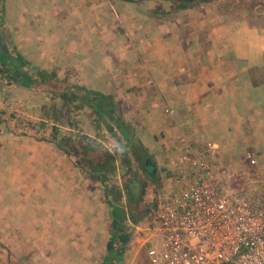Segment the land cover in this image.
Listing matches in <instances>:
<instances>
[{"label": "rangeland", "instance_id": "374dc122", "mask_svg": "<svg viewBox=\"0 0 264 264\" xmlns=\"http://www.w3.org/2000/svg\"><path fill=\"white\" fill-rule=\"evenodd\" d=\"M135 1L139 0H134L132 3L123 0H62V6L59 9L53 7L47 12L44 11L41 4H38V7L33 10L30 3L31 10L27 14V3L21 0L16 2L15 0H9L7 4L6 0V24L3 27L4 32H6V42L2 43L15 56L22 55L30 61L33 67H27L26 69L33 75H35L36 68L49 73L55 71L58 73L59 79H68L71 83H79V85H85L88 88L110 92L118 101L126 103L125 119L128 122L130 121L137 130L143 144L149 148L151 158L154 159L158 168L152 178L147 177L145 163L139 172L142 183L145 182L147 185L144 200L148 204L147 207L150 212H155L159 203L166 199L171 191L172 178H174L175 173L172 159L179 155L173 149L172 141L180 133L177 132L178 130L174 133L167 132L166 122L168 120L164 117L163 120H160L157 113L160 108L153 101L150 104H145L149 100L148 98H155V94L153 97H146V99L144 92L142 97L138 96L140 92L138 93L136 86L146 83H139V74L142 73V75L149 78V85H157L158 81L161 82V85H178L176 84L177 79H179L178 83H182L180 85H237L240 79L236 74L235 67L238 65L236 56H242L246 60L244 62L247 63L245 67L249 77L250 73H255L258 70L262 73L261 76L264 77V0H201L203 1L201 5L185 10H177L170 3H164L163 0H146L147 3L144 5H140L138 2L134 3ZM62 8H75L72 12L76 19L80 17L77 19L80 23L65 16L66 11ZM50 13L56 14L54 18H56L59 25L54 23L55 26L51 27V23H46L45 14ZM98 19L99 25H96ZM91 20L94 22L92 25ZM177 21H180L183 25L189 24V26H185L188 29L179 32L184 26L179 29L175 27ZM160 23H166L168 26L171 24L173 33L180 36L182 40H188L189 45L186 46V51H191L194 54L192 59L183 58L184 53L180 55L181 58L178 59V63L174 62L177 68H172V70L163 64L166 63V54L169 53L168 56L173 58L176 55L175 53H179V49H182V45H179L177 35L174 36L170 32L166 36L161 35L166 30H161ZM30 24L36 31L30 27ZM60 29L62 34L57 35L56 33L61 32ZM98 29L100 31L99 35L96 34ZM164 29L169 31L170 28L166 27ZM44 30L54 33L52 43L45 42L48 40L46 38L44 41L43 35H36ZM92 30L99 39V55L97 59L96 57L92 58V56H88L86 59L82 56V53L85 51L91 53V40L96 39L92 37ZM148 30L154 33V36L150 37L152 43L148 45L149 52L146 54V51L141 49V47L144 49L146 37L142 38L139 35L142 33L147 34ZM113 33L117 36L110 39L109 35L112 36ZM35 35L37 38L34 42L32 37ZM61 39L64 41H60ZM49 46H51V51L48 50ZM152 50L158 51L160 58L155 59ZM126 51L131 52L127 55V58L122 56V53ZM151 55L152 57H150ZM190 60L193 64H189ZM124 69L127 72L123 73ZM174 69L178 70L175 75L171 73ZM184 71L187 72L184 73ZM187 75H190L189 81ZM263 82L264 79H259V85H262ZM48 103H50L49 94H43L39 91H26L16 83L7 82L1 76V264H11L12 257L13 259L22 257L19 264L42 262L44 251L35 249L28 252L27 248L36 239L41 240V236L20 235L10 230L9 225H27V213H30L31 217L40 218L38 211L42 210L43 207L46 210L44 203L48 206V211L51 209L52 212H56L58 210L56 206H59L61 200L65 199L64 203L70 201L69 181H66L61 175L62 173H59L60 166L56 161H53L56 159L54 158L56 155L37 151L33 155L34 159L28 162L24 160L26 156H30L24 152L30 146L56 147L51 143L39 141L38 137L42 134L30 127H33L40 120L39 106ZM58 106L61 107L60 102ZM167 109L174 108L166 107L165 112H167ZM161 111L163 112L162 108ZM176 112L175 115H178L177 110ZM80 117L85 121L82 124L83 130L89 132L92 125L89 123L88 117L85 113H81ZM184 123L186 125H184L183 131L186 138L201 145L202 142L198 143L195 141L196 138L192 137L195 124ZM51 125L52 122H49L45 131L46 135L51 134ZM62 129V135H76V132L69 130L67 127ZM90 133L93 136V130ZM211 138L209 141L219 143V138L216 136H211ZM255 138L256 141L253 147L248 146L251 143L250 141L238 145L234 144L235 151H239L237 156L224 158V152L221 154L223 168L229 171L231 176L232 174L235 176L242 175V177L250 180L264 179V148L261 146L264 145V131L260 132ZM232 139H234V136L230 137V141ZM108 141L105 142L106 146L113 153H116L118 163L121 162V151L114 149L117 146L115 140L110 138ZM219 144L222 148L225 147V143ZM246 145L249 148L244 150ZM35 157L40 158L39 162L35 161ZM47 157L49 158L46 159ZM47 160L52 162H47ZM252 160H255L256 163L253 164ZM69 162L72 163L71 160ZM35 168H38V170ZM39 169L44 171L43 176L45 179L39 181L33 179L34 181L30 186L36 192H31L29 188L16 184L18 178L15 177L17 174L20 178L22 176L27 178L30 173H34V178H37L36 175ZM123 173V171H118L116 175L119 178ZM133 173L134 170L126 172V175L128 174L132 178ZM83 181V189L87 191V183L85 180ZM71 182H74V180H71ZM76 183L78 184L79 181H76ZM97 187L98 192L96 191V193L100 194L102 199L100 184ZM89 201L93 202V199H89ZM29 205L32 208L35 205L36 209L32 210ZM79 205L81 208L86 209L91 207L86 203L85 198L79 201ZM96 206H98V203ZM106 210L109 217L107 207ZM149 220L150 215L142 221L141 230L136 231L134 242L131 243L124 264H129L137 251L141 252H139L140 256L134 264H153L146 248H143L142 244L137 241L142 229L144 232H142L140 238L146 237L145 228L148 226ZM49 236L51 238V235ZM48 245L53 246L52 241H49ZM151 245L155 249L161 250V238H153ZM95 261L98 264V259Z\"/></svg>", "mask_w": 264, "mask_h": 264}, {"label": "crops", "instance_id": "0c3cea01", "mask_svg": "<svg viewBox=\"0 0 264 264\" xmlns=\"http://www.w3.org/2000/svg\"><path fill=\"white\" fill-rule=\"evenodd\" d=\"M16 1L17 0H15V2ZM21 1L27 3V14L29 13V10H31L30 3L33 10H35L34 8L38 7V4H41L45 12L50 11V9L53 7L59 9V7L62 6V0ZM8 2L9 0H7V4ZM62 9L66 11L65 16L69 17L71 20L79 22L77 21V19H79L80 17H77L76 19L72 12L73 10H75V8ZM55 15L56 14L52 13L45 14L47 18V20L45 21L46 23H51V27L55 26L54 23L58 24V21L56 20V18H54ZM91 22L92 25L94 22L93 20H91ZM96 25H99V19ZM160 26L162 31L166 30L165 32H162L161 35L166 36L169 34V32L174 36L177 35L173 33V26L171 24H169L168 26L166 23H160ZM185 26H189V24L186 23L185 25H183V23L177 21L175 27H178V29L182 27V29L179 30L180 32L181 30L184 31L188 29V27ZM30 27H32V29L36 31L33 28L32 24H30ZM166 27L170 28L169 31L167 29H164ZM59 31L61 32L56 33L57 35L62 34V30L60 29ZM40 34L43 35L42 37L44 41L47 38L46 40L48 41L45 42L52 43V41H54L52 40V35L54 34L53 32L49 33L48 31L44 30L43 32H39V34L36 35L40 36ZM96 34H100L99 29L97 30ZM96 34H94L93 32L92 37L96 39L91 40L92 52L88 53L87 51H85L86 54L85 52L82 53V56L86 59L88 58V56H92V58L96 57L97 59L99 55V39ZM153 34L154 33H151L150 30H148L147 34L142 33L139 35L142 38L146 37L144 49L143 47H141L143 51H146V54L149 52L147 47L152 43L150 37L154 36ZM36 35L32 37V41L36 40ZM116 36L117 35L113 33L112 36L109 35V38L114 39V37ZM177 38L179 41V45H182V49L178 48L179 53H175L176 55L173 58L168 56L169 53H167L166 63H163L164 65H166V67H170V70L176 67V64H174V62L178 63V59L181 58L180 55H182L183 53L184 54L182 55V57L185 59H192V56L194 55L191 51H186V46L189 45L188 40H182L180 36H178ZM60 41L64 40L61 39ZM50 47L51 46L48 47L49 51H51ZM152 52V55L155 59L160 58L158 51L152 50ZM129 54H131V52L128 53V51H126L122 53V56H125L127 58V55ZM152 55L150 57H152ZM197 57L199 58V56ZM236 57V62L238 64L235 67L236 74L240 79L238 80L237 85H180L182 83H178L179 79H177L176 83L178 85H161V82L159 81L156 83L157 85H149V78H147L145 75H142V73L139 74V83H146L136 86L138 89V93L140 92L138 96L140 95V97H142V94L144 92V97L146 99V97H153L155 94V98H148L149 100L146 101L145 104H150L151 101H153V103L160 108V110L157 112L160 120H163V117L168 120V122H166L167 124L165 123L167 125V132L174 133V131L178 130L177 132L180 134L175 140L172 141V144L173 149H175L179 155L188 146L192 147L198 154H203L207 143L212 142L209 141L210 139H212L211 136H216L217 138H219V143H225V147L222 148L218 142H213L218 146V163L222 164L221 154L223 152L224 158L237 156V153H239V151H235L234 144L238 145L250 141L251 143L248 146L253 147L256 141L255 137L258 136L260 132L264 131V82L262 85H259V79L262 80L264 79V77L261 76L262 73L259 70L255 73H250L249 77L248 73H246L245 67L247 66V63L244 62L246 60L242 56ZM190 63L193 64L191 60L189 61V64ZM161 71L163 72V69ZM187 71H184V73ZM125 72L127 71L124 69L123 73ZM177 72L178 70L174 69L171 73L175 75ZM187 77L189 81L190 75H187ZM166 107L174 108L178 111V115L173 116L168 114L167 112H165ZM161 108L163 109L165 115L162 114L163 112L161 111ZM184 122L195 124L192 137L194 136L196 138L195 141H197L198 143L202 142L201 145L196 144L186 138V134L183 131V127L184 125H186ZM186 130L188 131V129ZM231 136H234V139L230 141ZM231 146L233 147L231 148ZM248 146L246 145V148L244 150L248 149ZM261 146L264 148V145ZM37 151H43L46 153H50L51 155H56V157L53 156L54 158H56L53 161H56L58 163V166H60L59 173H62L61 175L63 176V178L66 181H69L68 193L71 194L70 201L64 203V201L66 200H61L59 206H56L58 207V210L56 212H52L51 209L48 211V206L44 203L46 210L43 207L42 210L38 211V215L40 218H37L35 216L31 217L30 213H27L26 217L28 218V224H10V230H13V232H17L20 235L32 234L35 236H41V240L36 239L35 242H32L33 244H30L27 247L28 252L35 249H37V251H44V257H42L43 261H36L35 264H97L95 260L98 259L99 261L105 251L106 243L109 239L110 229V218L107 216L106 206L104 205L100 194L96 193L97 184L93 185V183L89 179H86L82 171L69 162L70 159L68 158V156L64 152L53 146H30L26 148L24 152L30 156H26L24 158L25 162L34 159L33 155H35ZM48 158L49 157H47L46 159ZM39 160L40 158L35 157V161L39 162ZM47 162L52 161L47 160ZM52 165L54 164L52 163ZM35 169L38 170V168ZM173 169L176 173L177 170L174 166ZM43 174L44 171H42V169H39V172L36 175L37 178H34V173H30L29 177L27 178H24L23 176L20 178L17 174V176L15 177L18 178L16 180V184L29 188L31 192H36V190L32 189L30 185H32V181H34L33 179H35L36 181H39L40 179L44 180L45 177L43 176ZM71 180H74V182H71ZM83 180H85V182L87 183V191H84L83 189ZM76 181H79V183L77 184ZM83 198L86 199V203L91 207L86 209L83 207L81 208L80 205L78 206L79 201ZM89 199H93V202H90ZM97 203L98 206L95 207ZM29 206L32 208L31 205ZM34 209H36L35 205L33 206L32 210ZM12 220L16 221L15 219ZM2 229L3 228L1 227V230ZM44 229H46V231H44ZM138 230H141V228L139 227L137 231ZM142 232H144L143 229ZM142 232L140 233V237ZM147 233L148 232L146 231L145 235H147ZM49 235H51V238H49ZM140 237H138V240H136L141 243L142 240H144V238L146 237ZM49 241H52L53 246L48 245ZM139 252L141 251H137V254L134 258H132L129 264H134V262L138 260L140 256ZM21 258L13 259L12 257L11 264H19Z\"/></svg>", "mask_w": 264, "mask_h": 264}, {"label": "trees", "instance_id": "16d2710c", "mask_svg": "<svg viewBox=\"0 0 264 264\" xmlns=\"http://www.w3.org/2000/svg\"><path fill=\"white\" fill-rule=\"evenodd\" d=\"M183 6L176 9L188 8ZM5 12L6 0H0V78L3 76L26 91L49 94L50 103L39 106L40 120L30 127L42 134L39 141L51 143L64 152L93 185L100 184L102 200L109 210L110 229L98 264H124L137 227L153 213L144 200L147 185L142 183L139 172L149 158L154 159L137 130L125 119L126 103L118 101L112 93L59 79L55 71L49 73L36 68L35 75L29 73L26 68L32 66L30 61L22 55L15 56L2 43L6 42ZM81 113H85L92 125L89 132L82 128L85 121ZM49 122H52L51 134L46 135ZM63 127L76 135H62ZM110 138L117 145L114 149L121 151L119 163L116 153L105 144ZM132 170L131 178L126 172ZM118 171L124 172L119 178Z\"/></svg>", "mask_w": 264, "mask_h": 264}, {"label": "built area", "instance_id": "2783aa9c", "mask_svg": "<svg viewBox=\"0 0 264 264\" xmlns=\"http://www.w3.org/2000/svg\"><path fill=\"white\" fill-rule=\"evenodd\" d=\"M217 150L213 142L203 154L188 146L172 159L170 194L141 242L153 264H264V179L231 176ZM155 237L161 250L151 245Z\"/></svg>", "mask_w": 264, "mask_h": 264}, {"label": "flooded vegetation", "instance_id": "af4514ba", "mask_svg": "<svg viewBox=\"0 0 264 264\" xmlns=\"http://www.w3.org/2000/svg\"><path fill=\"white\" fill-rule=\"evenodd\" d=\"M123 1H125V0H123ZM125 2L132 3V1H125ZM136 2H138L140 5H144L147 3L146 0H139V1H135L134 3H136ZM163 2L164 3L168 2L172 5V7H175V8L178 6L182 7L183 5H187V7L190 9V7H195V6L201 5L203 1H201V0H163ZM183 7H186V6H183ZM188 8H186V9H188ZM149 160H150V158H149ZM146 167L147 168L145 170H146L147 175L153 177L155 175V173L153 172V169H154V167H157L155 162L152 159L149 162L147 160L146 161Z\"/></svg>", "mask_w": 264, "mask_h": 264}, {"label": "water", "instance_id": "95a60500", "mask_svg": "<svg viewBox=\"0 0 264 264\" xmlns=\"http://www.w3.org/2000/svg\"><path fill=\"white\" fill-rule=\"evenodd\" d=\"M149 161H150V160L148 159V162H149ZM157 169H158L157 167H154L153 172L156 173V172H157Z\"/></svg>", "mask_w": 264, "mask_h": 264}]
</instances>
